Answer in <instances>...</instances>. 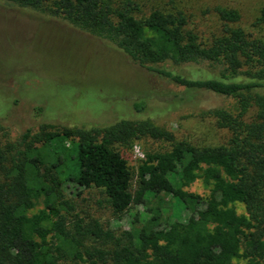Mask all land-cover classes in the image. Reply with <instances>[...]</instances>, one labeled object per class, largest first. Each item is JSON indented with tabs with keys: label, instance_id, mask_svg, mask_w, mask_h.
Returning a JSON list of instances; mask_svg holds the SVG:
<instances>
[{
	"label": "trees",
	"instance_id": "16d2710c",
	"mask_svg": "<svg viewBox=\"0 0 264 264\" xmlns=\"http://www.w3.org/2000/svg\"><path fill=\"white\" fill-rule=\"evenodd\" d=\"M0 1L41 10L108 41L184 88L190 102L200 92L213 93L241 109L237 117L211 110L221 127L233 131L227 146L176 142L169 131L130 119L91 129L42 124L16 141L0 137V264H264V42L235 27L238 11L216 5L212 13L222 30L203 40L188 29L183 10L147 15L136 0ZM258 22L264 24V8ZM168 62L188 72L163 67ZM140 136L171 141L172 149L146 154L134 193L131 169L114 146ZM200 177L212 186L208 199L187 190ZM68 183L101 189L118 215L144 206L148 218L137 216L117 235L79 217L65 195ZM163 195L191 213L189 220L166 221ZM237 203L248 216L237 212ZM90 239L111 246H94Z\"/></svg>",
	"mask_w": 264,
	"mask_h": 264
},
{
	"label": "rangeland",
	"instance_id": "374dc122",
	"mask_svg": "<svg viewBox=\"0 0 264 264\" xmlns=\"http://www.w3.org/2000/svg\"><path fill=\"white\" fill-rule=\"evenodd\" d=\"M136 1L147 15L160 8L183 10L190 16L188 29L203 40L220 34L223 24L212 10L222 5L241 14V21L235 27L264 42V24L258 22L264 0ZM163 67L180 74L188 72L171 62ZM189 97L184 88L142 68L108 41L41 10L0 1V123L5 128L0 130V137L3 142L16 141L28 129L38 131L42 124L91 129L130 119L149 121L154 127L172 133L176 142L186 141L200 148L227 146L233 131L221 127L211 110L224 109L237 117L241 109L236 100L204 92L198 93L191 102ZM249 112L243 118L245 122L252 115ZM114 148L128 162L135 193L139 167L146 154L169 151L172 142L140 136ZM64 188L80 218L96 220L117 235L130 230L137 216L143 220L148 218L147 208L140 205L116 214L99 188H81L72 183ZM211 189L202 177L187 188L204 199L209 198ZM161 197L166 221L189 220L191 213L175 198ZM158 200L153 199L150 206H156ZM235 207L239 214L248 216L244 204L237 203ZM40 209L39 205L35 211ZM71 218L68 216V220ZM72 224L68 222V227ZM89 243L104 248L111 246L94 239Z\"/></svg>",
	"mask_w": 264,
	"mask_h": 264
}]
</instances>
